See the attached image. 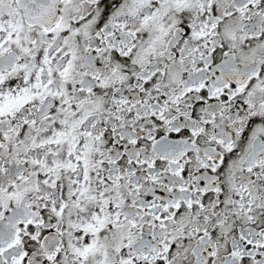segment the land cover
Here are the masks:
<instances>
[{"label":"snow or ice","instance_id":"snow-or-ice-1","mask_svg":"<svg viewBox=\"0 0 264 264\" xmlns=\"http://www.w3.org/2000/svg\"><path fill=\"white\" fill-rule=\"evenodd\" d=\"M0 264H264V0H0Z\"/></svg>","mask_w":264,"mask_h":264}]
</instances>
